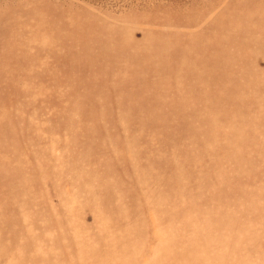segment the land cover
<instances>
[{"label": "rangeland", "instance_id": "374dc122", "mask_svg": "<svg viewBox=\"0 0 264 264\" xmlns=\"http://www.w3.org/2000/svg\"><path fill=\"white\" fill-rule=\"evenodd\" d=\"M0 264H264V0H0Z\"/></svg>", "mask_w": 264, "mask_h": 264}]
</instances>
